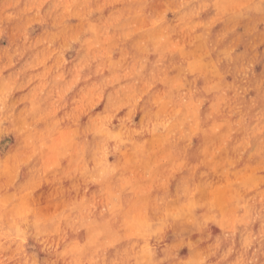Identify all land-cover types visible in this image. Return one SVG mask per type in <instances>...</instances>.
Here are the masks:
<instances>
[{"label":"rangeland","instance_id":"1","mask_svg":"<svg viewBox=\"0 0 264 264\" xmlns=\"http://www.w3.org/2000/svg\"><path fill=\"white\" fill-rule=\"evenodd\" d=\"M0 264H264V0H0Z\"/></svg>","mask_w":264,"mask_h":264}]
</instances>
